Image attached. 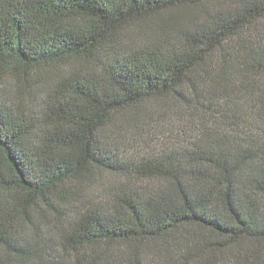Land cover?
Segmentation results:
<instances>
[{"label": "trees", "instance_id": "1", "mask_svg": "<svg viewBox=\"0 0 264 264\" xmlns=\"http://www.w3.org/2000/svg\"><path fill=\"white\" fill-rule=\"evenodd\" d=\"M0 264H264V0H0Z\"/></svg>", "mask_w": 264, "mask_h": 264}, {"label": "rangeland", "instance_id": "2", "mask_svg": "<svg viewBox=\"0 0 264 264\" xmlns=\"http://www.w3.org/2000/svg\"><path fill=\"white\" fill-rule=\"evenodd\" d=\"M143 38H141L140 40H142ZM147 40H149V39H147Z\"/></svg>", "mask_w": 264, "mask_h": 264}]
</instances>
